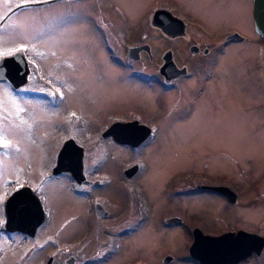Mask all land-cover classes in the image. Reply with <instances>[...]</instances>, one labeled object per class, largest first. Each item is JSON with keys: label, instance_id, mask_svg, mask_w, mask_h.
Returning <instances> with one entry per match:
<instances>
[{"label": "flooded vegetation", "instance_id": "1", "mask_svg": "<svg viewBox=\"0 0 264 264\" xmlns=\"http://www.w3.org/2000/svg\"><path fill=\"white\" fill-rule=\"evenodd\" d=\"M158 10L170 12V79L161 72L168 49H141L138 61L128 50L145 42L111 49V36H137L146 16L167 38L152 23ZM83 24L101 34L104 57L123 66L127 56L131 80L159 91L154 108L109 107L114 79L99 49L64 48L70 38H59L57 47L27 40L53 27L54 35L77 32ZM181 40L186 49L176 46ZM255 43L257 54L233 49H256ZM240 57L253 60L257 80L228 77ZM250 81L261 95L252 90L239 97ZM43 106L47 116L37 113ZM250 107L254 126H234L233 118ZM37 128L57 151L51 164L34 168ZM245 131L264 139V37L254 0H0V264H232L191 254L196 236L226 234L248 247L234 264H264V152L249 148L245 169L213 139L230 132L243 146ZM105 142L132 156H88ZM170 153L180 162L172 164ZM181 163L186 169H170ZM206 196L219 204L194 213L190 197ZM175 203L185 204L170 206ZM159 228L183 230L185 250L160 251Z\"/></svg>", "mask_w": 264, "mask_h": 264}, {"label": "rangeland", "instance_id": "2", "mask_svg": "<svg viewBox=\"0 0 264 264\" xmlns=\"http://www.w3.org/2000/svg\"><path fill=\"white\" fill-rule=\"evenodd\" d=\"M142 32L138 34L137 36H132L131 34L128 33L126 37H115L111 36L110 41H111V49H120V52L125 51L124 49H128L127 46L131 45L132 43H135L136 41H142L145 42V44H148L152 46V49L156 53H161L163 50H166V57L168 53H170V37L168 35L167 38L163 36L160 32L156 31L153 29L149 23V17H144L142 19ZM223 25H225V22H222ZM82 28V30H81ZM131 32H134L135 27L129 28ZM55 27H53V32L51 34H42L40 36H36L38 34H32L28 36L27 40H30L32 43H41L45 42L48 46L50 47H57L59 43V38H70V41H68L67 45L64 48H70V49H78L82 51H96L104 58V62L106 65L110 67V79H114V83H111V85L108 86V92H110L111 100H110V106H117L120 109H150L154 106V100L156 99L155 95L159 93V91L153 87L150 89L147 86H142V84H139L138 81L131 80L132 77V68L130 69L129 64L131 63L128 57L126 56L125 59L122 57L120 61L124 63L123 66L116 65L112 60H109L107 55L104 57L103 49H106V44L104 42V39L102 38L101 34L96 33V31L89 27L86 24L79 25L77 32L73 29H70L66 33H58L54 35ZM113 31L111 32L112 35ZM57 37V38H55ZM26 39V38H25ZM143 44V45H145ZM187 41L186 40H181L176 43V46L180 47L181 49H186L187 48ZM141 46V45H140ZM244 46V47H242ZM256 49H250V45L245 44V45H234L233 49H238L240 54H245V52H250L251 50H255L256 54L258 50V45L257 43L254 44ZM126 47V48H125ZM84 49V50H83ZM130 50H128V56H129ZM259 53V52H258ZM181 57L185 58V53L183 50L180 51ZM148 59H144V61H147ZM133 61H138V60H133ZM166 61V60H165ZM253 61V60H252ZM250 59L247 60L245 58L241 57L237 60L236 66H232L231 70L228 74V77H232V79L237 80L242 83H247V80L250 78H253L254 80H257V70L255 73L256 65L251 63L252 62ZM127 64V65H125ZM165 64V62H164ZM163 64V65H164ZM162 65V66H163ZM139 67L138 65H133V68ZM230 67V66H229ZM255 68V69H254ZM89 76H92L89 73ZM86 77V75H85ZM96 77V75H94ZM244 81V79H246ZM240 80H243L240 81ZM138 82V83H137ZM236 82V81H235ZM117 83V85H116ZM258 83V82H256ZM115 84V85H114ZM252 82H248V86L243 87V94L244 93H250L254 89H250L249 87L251 86ZM240 86V85H239ZM123 87L125 89V94L118 96L116 92ZM241 88V87H240ZM254 92L256 94L261 95L257 91V88H255ZM242 92L241 90L239 91V97L246 98L245 94L244 96L241 95ZM154 95V96H153ZM167 95V94H166ZM248 98H252V96H247ZM163 98V97H162ZM243 98L241 100L243 102H246ZM81 101H85V97H81ZM145 104L149 105L150 108H148ZM154 108V107H153ZM166 108V107H165ZM168 109V108H167ZM112 111L115 110V108L111 109ZM253 108H249L248 113L244 112L243 114H238V116L233 118V124L234 126H238L239 128H244L246 127H253V121L256 119V113L253 112ZM37 113L41 115H46L48 114L47 109L43 106L42 108L37 109ZM224 121H221L219 126L224 125ZM209 125V124H208ZM40 129L37 128V136H36V141L32 142L31 144V150H30V156H31V165L34 168L39 167L40 165H49L52 162V159L54 157V152L55 147L51 144L50 139L47 137H44L40 135ZM239 138L242 139V142H240L243 146L237 145L235 143V135L230 132H221L218 133L217 136H213L214 140H217L221 145L226 146V151L230 153V149L233 151L235 154L237 160L239 161L240 167H244L245 169L247 168L248 164V157L252 156V152L250 151H255V149L262 150L264 152V139H262L259 134L251 133L250 131L246 133V131L242 134L239 135ZM249 148H252L253 150H250ZM172 151V150H170ZM177 155V154H176ZM176 155H172L170 153V157L172 158L171 163L172 164H177L180 162L179 158H176ZM183 155L182 151H179V156ZM88 156L90 157H115V158H127L131 157L132 153L130 151H126L125 149L119 147L118 145H115L114 143L110 142H105V148L104 150H90L88 152ZM178 156V157H179ZM222 162L229 163L231 164V159L222 156L221 157ZM182 166L178 167L180 169H177L175 166H170V169L172 171L176 170H182L186 169L184 168V164L181 163ZM203 165V163H201ZM204 168V166H203ZM210 169L208 165L205 167ZM246 171V170H245ZM244 171V172H245ZM194 197H190L188 200V204H190L192 210L194 213H200V212H205V211H210L212 210L211 208L214 207L215 201L217 202V205L219 204L218 201L214 196H206L205 199H202L201 197H197L196 199H193ZM185 203H175V204H170L172 207H179L183 206ZM261 214H259L260 216ZM64 235L66 236L65 238H70L69 232L63 231ZM159 236L157 239L158 244H159V250L161 251L163 248H174L178 247V245H181L184 247L185 246L183 243L186 239L187 236L183 230H173L171 229L170 231H164L163 229L159 228ZM176 239V240H173Z\"/></svg>", "mask_w": 264, "mask_h": 264}, {"label": "water", "instance_id": "3", "mask_svg": "<svg viewBox=\"0 0 264 264\" xmlns=\"http://www.w3.org/2000/svg\"><path fill=\"white\" fill-rule=\"evenodd\" d=\"M254 13L256 20L257 32L264 37V0H254ZM152 23L158 26L162 31L170 36V12L167 10H158L153 16ZM141 49H150V45L131 47L129 55L134 59H138V54ZM165 64L161 67L162 74L170 79V53L165 57ZM67 147L62 150V158L65 157ZM80 154V153H79ZM67 156V155H66ZM82 155L80 154V157ZM61 168V162L55 169L57 172ZM60 171V170H59ZM195 237V242L191 247V254L200 261L209 260L219 262H230L232 264L239 262L249 253L248 247L243 246L235 240L231 234H226L220 237L203 236ZM206 258V259H205ZM211 261V262H212Z\"/></svg>", "mask_w": 264, "mask_h": 264}]
</instances>
